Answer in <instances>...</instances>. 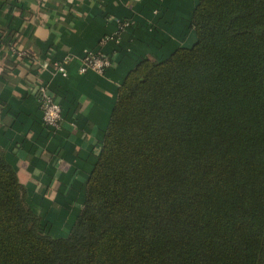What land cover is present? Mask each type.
Instances as JSON below:
<instances>
[{
    "label": "trees",
    "instance_id": "obj_1",
    "mask_svg": "<svg viewBox=\"0 0 264 264\" xmlns=\"http://www.w3.org/2000/svg\"><path fill=\"white\" fill-rule=\"evenodd\" d=\"M189 25L119 84L65 236L0 149V264H264V0H198Z\"/></svg>",
    "mask_w": 264,
    "mask_h": 264
},
{
    "label": "crops",
    "instance_id": "obj_2",
    "mask_svg": "<svg viewBox=\"0 0 264 264\" xmlns=\"http://www.w3.org/2000/svg\"><path fill=\"white\" fill-rule=\"evenodd\" d=\"M197 1L0 0V149L52 236H65L81 207L119 84L141 57L163 59L195 41ZM87 52L111 66L80 72ZM64 60L62 75L52 62ZM35 81L60 103L56 130L29 93Z\"/></svg>",
    "mask_w": 264,
    "mask_h": 264
},
{
    "label": "built area",
    "instance_id": "obj_3",
    "mask_svg": "<svg viewBox=\"0 0 264 264\" xmlns=\"http://www.w3.org/2000/svg\"><path fill=\"white\" fill-rule=\"evenodd\" d=\"M123 25V23H121ZM46 65L43 64V67ZM54 71L65 75V60L52 62ZM111 66V59L98 53H84L80 59L79 71L85 72L88 70H96L104 73ZM37 99L41 109L42 123L48 129L56 130L61 119V106L53 92L42 82L37 84Z\"/></svg>",
    "mask_w": 264,
    "mask_h": 264
},
{
    "label": "rangeland",
    "instance_id": "obj_4",
    "mask_svg": "<svg viewBox=\"0 0 264 264\" xmlns=\"http://www.w3.org/2000/svg\"><path fill=\"white\" fill-rule=\"evenodd\" d=\"M68 205H70V204H68Z\"/></svg>",
    "mask_w": 264,
    "mask_h": 264
}]
</instances>
